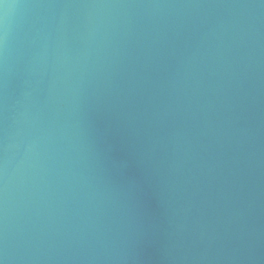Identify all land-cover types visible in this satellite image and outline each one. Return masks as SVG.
Masks as SVG:
<instances>
[{
    "label": "water",
    "instance_id": "95a60500",
    "mask_svg": "<svg viewBox=\"0 0 264 264\" xmlns=\"http://www.w3.org/2000/svg\"><path fill=\"white\" fill-rule=\"evenodd\" d=\"M0 264H264V0H0Z\"/></svg>",
    "mask_w": 264,
    "mask_h": 264
}]
</instances>
